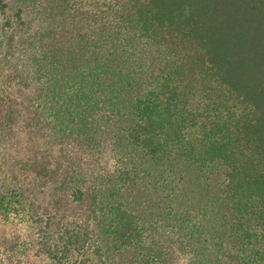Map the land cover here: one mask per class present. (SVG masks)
I'll return each instance as SVG.
<instances>
[{
    "label": "trees",
    "instance_id": "16d2710c",
    "mask_svg": "<svg viewBox=\"0 0 264 264\" xmlns=\"http://www.w3.org/2000/svg\"><path fill=\"white\" fill-rule=\"evenodd\" d=\"M264 264V0H0V264Z\"/></svg>",
    "mask_w": 264,
    "mask_h": 264
},
{
    "label": "clouds",
    "instance_id": "9594fccd",
    "mask_svg": "<svg viewBox=\"0 0 264 264\" xmlns=\"http://www.w3.org/2000/svg\"><path fill=\"white\" fill-rule=\"evenodd\" d=\"M181 264H187V260H182Z\"/></svg>",
    "mask_w": 264,
    "mask_h": 264
}]
</instances>
